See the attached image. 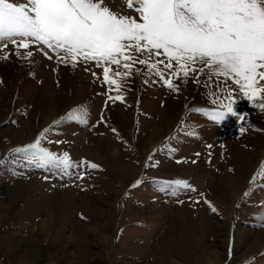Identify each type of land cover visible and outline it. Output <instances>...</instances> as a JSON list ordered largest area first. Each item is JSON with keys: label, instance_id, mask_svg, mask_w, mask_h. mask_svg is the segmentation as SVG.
<instances>
[{"label": "rangeland", "instance_id": "1", "mask_svg": "<svg viewBox=\"0 0 264 264\" xmlns=\"http://www.w3.org/2000/svg\"><path fill=\"white\" fill-rule=\"evenodd\" d=\"M104 3L139 20L135 3ZM40 48L20 49L33 52L26 59L0 44V264H210L214 253L217 264H264V111L231 80L220 77L217 87L206 67L198 75L201 65L186 83L173 78L174 91L136 63L121 78L123 102L113 101L116 86L108 91L94 61L73 68ZM159 67L165 79L177 71L175 61ZM222 91H232L245 121L218 124L194 111L220 110L213 99ZM152 134L161 137L155 147ZM42 135L41 147L58 157L99 167L69 176L63 165L41 168L14 155Z\"/></svg>", "mask_w": 264, "mask_h": 264}, {"label": "snow or ice", "instance_id": "2", "mask_svg": "<svg viewBox=\"0 0 264 264\" xmlns=\"http://www.w3.org/2000/svg\"><path fill=\"white\" fill-rule=\"evenodd\" d=\"M124 3L128 8L134 3L137 5L139 20L110 11L104 0H27L21 4L0 0V44L6 48L10 42L16 46L15 55L26 59L33 52L22 53L20 49L39 45L48 59L53 58L48 52L51 50L57 62L73 68L78 60L94 61L97 67L103 68L108 91L116 86L117 95L109 99L121 102V78L131 75L136 63L145 65L150 74L174 91L178 89L172 83L173 78L182 77L186 83L189 71L195 72L194 66L201 65L198 75L204 74L206 67L208 77L217 78V87L220 77L225 83L231 80L244 98L252 102L253 109L264 111V85H261L264 81V71H261L264 69V0H124ZM133 50L142 54L139 59L131 54ZM161 55L167 57L166 64L163 60H152ZM172 61L177 64V71H170V78L165 79L159 65L164 64L165 69L171 70ZM106 65L123 67L126 71L113 73ZM232 95V91H222L213 99L218 111L199 108L194 111L202 112L218 124L229 117L245 121L247 114L236 111ZM67 118L78 119L72 113ZM45 138L42 135L33 144L15 149L14 155L22 153L29 163L41 168L49 164L63 165V174L69 176L71 168L85 164L92 169L99 167L88 161L77 164L66 152L58 157L41 147L40 141ZM171 183L190 188L185 181Z\"/></svg>", "mask_w": 264, "mask_h": 264}, {"label": "bare ground", "instance_id": "3", "mask_svg": "<svg viewBox=\"0 0 264 264\" xmlns=\"http://www.w3.org/2000/svg\"><path fill=\"white\" fill-rule=\"evenodd\" d=\"M167 123H165V122H163L161 125H159L158 127H157V132H160L161 130H163V128L165 127V125H166ZM171 129V128H170ZM20 131V130H19ZM16 134H19V133H16ZM22 134V136L25 134V133H23V131H22V133H20V135ZM159 134V133H158ZM19 136V135H18ZM148 143L152 146V147H155V145L157 144V143H159V141L161 140V137H159V136H157L156 134L154 135V134H152L148 139ZM214 255V259L212 260L211 258V260L209 261L210 262V264H217L218 263V260H215V258L217 259L218 258V256H216L217 254L216 253H214L213 254Z\"/></svg>", "mask_w": 264, "mask_h": 264}]
</instances>
